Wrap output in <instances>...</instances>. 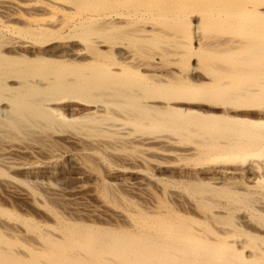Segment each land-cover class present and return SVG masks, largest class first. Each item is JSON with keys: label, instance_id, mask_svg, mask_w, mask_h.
I'll return each instance as SVG.
<instances>
[{"label": "bare ground", "instance_id": "bare-ground-1", "mask_svg": "<svg viewBox=\"0 0 264 264\" xmlns=\"http://www.w3.org/2000/svg\"><path fill=\"white\" fill-rule=\"evenodd\" d=\"M0 264H264V0H0Z\"/></svg>", "mask_w": 264, "mask_h": 264}, {"label": "rangeland", "instance_id": "rangeland-1", "mask_svg": "<svg viewBox=\"0 0 264 264\" xmlns=\"http://www.w3.org/2000/svg\"><path fill=\"white\" fill-rule=\"evenodd\" d=\"M67 166H68V165H67V163H66V164H65V167L68 168L69 166H68V167H67ZM59 186H62V185L60 184ZM63 186H64V185H63ZM15 202H16V201H13L12 203L10 202V203H9L10 205H8V206H16V207H17V205H20V203H21V202H20V203H19V202H16V203H15ZM32 214L34 215V218H36V220H38V221H41V222H44V221L47 222V221H48L44 216H40V215L37 216L35 213H32ZM41 219H42V220H41ZM43 220H44V221H43Z\"/></svg>", "mask_w": 264, "mask_h": 264}]
</instances>
